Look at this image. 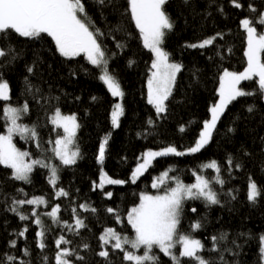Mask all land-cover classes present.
I'll return each instance as SVG.
<instances>
[{
    "label": "trees",
    "instance_id": "obj_1",
    "mask_svg": "<svg viewBox=\"0 0 264 264\" xmlns=\"http://www.w3.org/2000/svg\"><path fill=\"white\" fill-rule=\"evenodd\" d=\"M87 2L93 19L106 32L105 37L101 38L106 48L118 52V55L111 57L109 67L115 70L125 91L123 98L125 113L120 118V127L113 128L111 111L120 99L112 96L103 81L98 79L99 70L91 65L83 53L80 57L69 60L55 53L51 38L31 44L22 38L20 47L24 49V55L15 64L0 68V72H3L4 78L9 81L11 102L18 105L27 100L29 111L21 118V122L36 125L41 147L37 148L34 140L22 139L18 134L14 138L16 146L31 152L33 158L44 156L50 163L60 165L59 158L54 157L52 152L53 144L48 143L49 139L54 140L58 133L63 134V131L50 120L53 106L57 104L55 97H59L58 106L63 113H77L80 128L76 134L75 144L79 147L81 155L74 166L60 167L57 186L68 190V197L54 195L55 190L48 182V170L39 165L33 170L31 184L15 180L10 176L11 169L0 165V253L8 250L9 239L16 238L18 242L13 251L17 255L21 254V249L27 245L31 252L32 264H42V257L45 255L48 256L47 264H55V238L63 232L73 241L71 247H77L82 242L91 245L93 251L79 249L82 254H86L88 264H103V258L94 254L99 251V234L105 226H114L118 231L133 236L134 229L126 223L127 211L134 203H139V194L142 191L154 194L166 190L168 186H174L175 181L165 179L160 188L152 187V180L164 171H169V177L178 176L185 183H195L196 173H200L212 180L211 186L219 194L220 204H208L203 199H187L183 205L179 229L185 233L191 231L192 235L202 239L208 246L204 250L205 256L215 255L214 250L210 251L212 235L226 232L227 243L230 246L231 240L237 238L239 233L258 235L264 232V195L258 198L256 203L247 199L250 176L264 188V152L260 151V137H264V122L259 112L255 115L247 112L243 106V98H240V102L234 101L228 106L217 123L212 141L200 152L183 156L170 154L155 158L152 165L135 183L105 185L104 190L113 192L111 198L103 196V190L99 188L93 190L91 187L93 180L99 182L100 165L96 156L106 132H111V137L103 167L113 178L121 179L129 178L131 170L135 167L136 157L146 148L163 147L168 142L182 150L194 141L203 120L210 118L211 104L219 99V94L215 90L219 87L218 77L222 69L243 71L247 66V57L244 54L247 48L246 30L240 27V20L251 14L248 9L246 7L237 9L229 4V0H219L224 5L226 15L216 11L215 5L212 14L208 15L202 11L206 7V0H192L195 10L185 5L183 0H168L167 10L175 20V28L168 33L164 46L172 53L171 58L182 61L185 67L178 73L172 95L166 101L167 113L158 117L154 106L147 102L146 96L147 77L150 75L153 54L143 45L134 21L124 13L127 0H111L110 3L109 0H105L103 16L99 14V5H94L93 0ZM241 2L246 4L247 0ZM255 2L260 4V0ZM117 24L122 25L125 31L107 34V30ZM217 31L224 32V37H217L212 45L204 49L183 46L185 41L196 42ZM126 32H131L132 35L126 36ZM113 35L116 40H113ZM119 40L127 42V47L122 52L115 47ZM221 45L224 47L221 48ZM229 47L231 52L227 50ZM217 50L223 52V56L218 55ZM37 55L41 59L36 73L30 75L29 79L34 85H39L46 98L52 97L51 104L37 103V100L33 99L32 92L27 90L23 79L28 75L24 65L31 63ZM130 58L135 62L129 64ZM70 69L77 74L70 75ZM84 69L88 71L85 72ZM194 71L199 79L193 75ZM255 79L242 81L241 85L246 88L254 87ZM93 96L96 97L95 100L91 99ZM248 102H251L250 98ZM256 102L264 109V101ZM4 103L0 99V132L6 131L2 111ZM149 117L156 121L155 126L147 124ZM182 124L185 125L183 131L180 129ZM232 127H235V132L228 131ZM145 128L149 130L147 139L143 135H137ZM242 143L252 153L250 156L241 153ZM229 154L234 157V164L239 161L244 167L235 168L234 164L230 167L227 163ZM125 157L127 159L123 160L122 158ZM213 159L220 165L219 175L224 180L223 185L213 179L217 175L215 169L200 167L201 164L210 163ZM18 188H24L28 198L32 195L44 196L48 201L47 206L44 204L38 207L27 204L21 206V211L26 213L30 212L31 208L37 207V212L41 214V220L47 229L45 233L47 247L44 250L39 249L37 245L36 233L40 226L33 222L34 217L30 216L28 220L21 221L17 213L8 210L11 196L5 202L6 193L15 195L18 199L25 198L23 193L18 194L15 191ZM229 189L235 193L234 199ZM85 201L90 202L97 211L93 213L90 209L88 211L80 209L79 203ZM55 203L61 204L60 218L67 219L70 223L73 219L70 205L76 204L77 212L85 218L87 227L81 228L79 235H76L53 223L44 213L50 211ZM108 206L119 209L125 223L115 221L113 214L106 211ZM193 207L196 208L195 213L192 211ZM198 219L203 226L200 229L190 230V223ZM25 224L28 226L26 239L17 236V232ZM246 239L248 243L244 244ZM238 242L243 244L239 255L235 256L229 252L226 253L227 259L238 261L239 264H257L258 239L239 236ZM180 248V244H177V252ZM138 251L142 253L143 248ZM152 251L159 255V264H172L171 258L158 247H154ZM121 258L122 252L112 255V264H122ZM182 260L187 261L188 258ZM216 264L220 262L216 261Z\"/></svg>",
    "mask_w": 264,
    "mask_h": 264
},
{
    "label": "snow or ice",
    "instance_id": "obj_2",
    "mask_svg": "<svg viewBox=\"0 0 264 264\" xmlns=\"http://www.w3.org/2000/svg\"><path fill=\"white\" fill-rule=\"evenodd\" d=\"M111 0H109V3ZM94 5H99L98 11L101 16L104 15L105 0H93ZM185 5L192 7V0H183ZM229 4L237 9L245 7L251 13L240 20V27L246 30L247 48L245 56L247 57V66L243 71H232L223 68L218 80L219 87L215 90L219 94V99L212 103L210 119H204L202 127L194 141L179 149L175 144L166 142V146L159 148H146L138 157H136L135 167L131 170L128 179L113 178L104 169L103 165L107 158V146L111 137V132L104 134L102 142L99 144L96 160L100 165L99 183L96 180L91 182L93 190L99 188L102 195L111 198L113 192L104 190L106 184L124 185L126 183H135L157 157L168 156L170 154L183 156L185 154H195L205 149L213 139V134L217 130V123L225 110L234 101L244 100V107L250 115L257 112L264 122V109L256 102L264 101V0H260L258 5L255 0H247L242 3L241 0H229ZM168 0H127L124 13L131 21H134L135 28L139 30L138 36L142 38L143 45L151 50L153 58L149 69L150 75L147 77V102L153 105L158 117H162L168 111L169 97L172 95L178 73L185 67L182 61L172 59V53L166 49L165 40L169 32L175 28V20L167 10ZM213 5L215 10L224 13V5L219 0H206V7L202 10L208 15L212 14ZM226 15V13H224ZM257 25L260 27L258 28ZM115 31H125L122 25L117 24L107 30L111 35ZM231 31L230 29L228 30ZM106 32L93 19L87 0H0V68L15 64L18 59L24 55V49L20 43L26 40L27 43H36L46 41L51 38L54 42L55 53L66 59L80 57L83 53L91 65L99 70L98 79L103 81L110 90L112 96L119 97L111 111V125L113 128L120 127V118L125 113L123 98L125 91L119 81L118 75L114 69L109 67L111 57L118 55V52L108 50L104 41ZM131 32H126V36H131ZM225 35L222 31H217L213 35L206 36L196 42H184V47L204 49L212 45L217 37L223 38ZM23 38V40H22ZM113 40H116L113 35ZM115 47L122 52L127 47L126 40H119ZM221 48L224 45L220 46ZM231 52V48L227 49ZM54 53V54H55ZM217 54L223 56V52L217 50ZM41 58L37 55L31 63L24 65L28 75L23 77L26 88L32 92L33 99L37 103L47 102L51 104L52 97H45L42 94L39 85H34L29 79L37 71V65ZM211 59V57H209ZM129 64L135 61L129 59ZM85 72L88 69H84ZM198 71V70H196ZM77 73L70 69V75L75 76ZM196 76V72H193ZM255 86L246 88L241 85L242 81H253ZM196 79H199L196 76ZM11 88L9 81L4 78L3 72H0V99L5 103L2 111L5 119L6 132H0V165L11 169L10 176L18 181L28 184L32 183V173L36 166H41L48 170V182L54 188L56 197H68L69 192L64 187L57 186L60 179L59 172L61 166H74L80 158V149L75 144L76 133L80 128L77 113L64 114L58 106L59 97H55L57 104L53 106L50 116L51 123L63 129V134H57L56 138L49 139L48 143L53 144L52 152L54 157H58L60 165L50 163L49 159L44 156L32 157V153L26 149L16 146L13 141L15 135L22 139L35 141L36 147L40 148L39 133L36 131V125L24 124L21 118L29 111V104L25 100L22 104L14 105L11 102ZM251 99V102L249 101ZM76 99H79L76 97ZM91 99L95 100L93 96ZM148 125L155 126L156 121L149 117ZM185 125H180L183 131ZM148 129L137 135H143L147 139ZM228 131L235 132V127L229 128ZM261 148L264 152V137H260ZM72 146L71 148L69 146ZM241 153L250 156L252 153L242 143ZM126 160L127 158H122ZM227 163L231 167L234 164V157L229 154ZM235 168H243L244 165L236 161ZM201 168L211 167L215 169L217 175L213 178L220 185L224 184L223 178L219 175L220 165L216 160L210 163L200 165ZM171 168V166H170ZM165 179L175 181L174 186H168L166 190L158 191L155 194L142 191L139 194V203H134L130 210L127 211V224L134 229V235L129 236L127 232L118 231L114 226H105L99 234V251L94 254L103 258V264H112V255L122 252V264H159V255L152 250L158 247L163 253L169 256L172 264H239L238 261H229L226 253L239 255L243 244L238 242L239 236H246L252 239H258V257L257 264H264V232L254 235L253 233H239L237 238L227 243L228 234L226 232L210 237L211 249L214 250V256H205L204 250L208 247L202 239L191 234V231L185 233L180 231L179 225L182 217V210L185 200L203 199L208 204H220L219 194L211 186L212 180L207 176L196 173L195 183H185L178 176L169 177V171H164L160 176L152 180L153 188H160ZM18 194L23 193L25 198L18 199L17 196L6 193L5 202L11 196L8 210L17 213L21 221L34 217L33 222L40 228L36 233L37 245L39 249L44 250L45 228L41 220V214L37 212V207L41 204L48 205L44 196L32 195L28 198V193L24 188L15 190ZM79 190L77 189V192ZM232 198L235 193L229 189ZM264 195V188L249 177L247 187V199L253 203L258 202V198ZM36 205L31 208L30 212L21 211L23 205ZM72 222L60 218L61 204L55 203L51 210L44 214L52 219L53 223L59 224L67 232L79 235L81 228L87 227L85 218L77 212V205L71 204ZM78 207L95 213L97 209L85 201L79 203ZM108 213L113 214L114 220L125 223L119 209L108 206ZM192 211L195 213L196 208ZM201 221L195 220L190 223V230L200 229ZM27 224L18 232V237H25ZM15 231V230H14ZM17 239L8 240V250L0 253V264H32L31 252L27 245L21 249V254L17 255L13 250L17 245ZM73 241L61 232L55 238L56 251L54 252L55 264H88L86 254L80 252V248L93 251L91 245L82 242L77 247H71ZM248 240L244 241L247 244ZM180 244L181 248L177 252L176 245ZM64 245V246H61ZM143 248V252L138 250ZM119 250V252H117ZM182 258H188L187 261ZM48 256L42 257V264H47Z\"/></svg>",
    "mask_w": 264,
    "mask_h": 264
},
{
    "label": "rangeland",
    "instance_id": "obj_3",
    "mask_svg": "<svg viewBox=\"0 0 264 264\" xmlns=\"http://www.w3.org/2000/svg\"><path fill=\"white\" fill-rule=\"evenodd\" d=\"M178 76V75H177ZM120 99V98H119ZM119 102H120V100H119ZM63 113V112H62ZM65 114V113H64ZM210 119V118H209ZM57 127V126H56ZM57 128H60L62 131H63V129L61 128V127H57ZM6 131H7V128H6ZM5 131V132H6ZM78 132V131H77ZM77 134V133H76ZM14 138H15V136H14ZM14 138H13V141H14ZM14 143H15V141H14ZM70 148L72 147L71 145L69 146ZM150 167V166H149ZM146 172V171H145ZM99 183V182H98ZM107 185V184H106ZM155 194V193H154ZM36 206V205H35ZM180 247H181V245H180Z\"/></svg>",
    "mask_w": 264,
    "mask_h": 264
}]
</instances>
